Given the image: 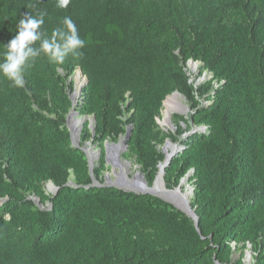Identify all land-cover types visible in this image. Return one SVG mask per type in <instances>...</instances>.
I'll return each instance as SVG.
<instances>
[{
    "label": "trees",
    "instance_id": "obj_1",
    "mask_svg": "<svg viewBox=\"0 0 264 264\" xmlns=\"http://www.w3.org/2000/svg\"><path fill=\"white\" fill-rule=\"evenodd\" d=\"M55 5L0 0V51L20 19L40 12L46 35L70 16L85 42L61 65L42 53L22 86L0 77V264H245L248 251L264 264V0ZM190 61L210 75L204 86L189 82ZM77 71L87 81L76 111L96 119L95 136L86 123L80 142L102 150L94 178L107 169L105 143L128 127L126 156L150 186L166 140H180L164 183L176 189L188 178L199 231L160 198L92 186L66 126ZM175 92L191 110L173 116L176 135L158 124Z\"/></svg>",
    "mask_w": 264,
    "mask_h": 264
},
{
    "label": "clouds",
    "instance_id": "obj_2",
    "mask_svg": "<svg viewBox=\"0 0 264 264\" xmlns=\"http://www.w3.org/2000/svg\"><path fill=\"white\" fill-rule=\"evenodd\" d=\"M70 0H56L58 9H67ZM45 12L38 16L25 15L16 24V35L0 51V77L11 82L12 86L23 85V74L30 63L42 53L53 65L63 64L70 56H79L84 40L70 16L63 18V26L55 28L51 35L41 29ZM39 46L36 47V42Z\"/></svg>",
    "mask_w": 264,
    "mask_h": 264
},
{
    "label": "rangeland",
    "instance_id": "obj_3",
    "mask_svg": "<svg viewBox=\"0 0 264 264\" xmlns=\"http://www.w3.org/2000/svg\"><path fill=\"white\" fill-rule=\"evenodd\" d=\"M193 66H196V68L193 67ZM187 67H188L187 68V72H188V76H189V82L194 87L199 88L200 86H204V84L210 79V75L208 73L201 72V64L200 63L191 64V65H188ZM77 76H79V80L82 83V85L85 84V81H86L85 77L83 76V74H81V71H77L75 73V75L71 79L68 80L69 83H73V91H71L70 95H73L74 93H77V84H78V81L76 80ZM180 96H181V100L183 101V103L189 108V112L186 115V117L189 118V116H190L189 114L191 112L189 104H188V102L186 101V99L182 95H180ZM79 101H80V99L78 98L77 103L75 102L76 107H77ZM199 101L202 102L203 105H206V103L204 102V100L202 98H200ZM174 115H175V113H173L171 115V117H170L171 125H169V119H168V117L166 115V106L165 105L163 106V109H162V112H161V116L158 118V124L161 127V129L167 134L176 135V133H177V127L175 126L174 120H173V116ZM82 118L83 117H81L79 114L76 115V117H75L76 120L82 119ZM86 123H89V125H90L89 121L85 122V124ZM85 124H84V126H85ZM111 143H113V142H108L107 146H110ZM116 143H119V141L116 142ZM172 143L178 147L179 151L182 150L180 140L178 142H172ZM89 147L90 148L92 147V150L88 151V159L91 160L92 165H93V167L95 169L97 167V165H98V162H99V159H100L101 155L97 159H93L92 160L89 153L90 152L91 153H98L101 149L96 147V146H93V144L90 145V143H86L84 145H81V142L79 143V148L82 149V150H86ZM162 148H161V150H162ZM106 149H107V147L105 146L104 147L105 152H106ZM107 154L110 156L109 152ZM126 155H127V149L125 151H122L119 154V159L121 160V162L130 163V167L127 168V174L129 176V178H134L135 175H137L138 173H140V175H142V172H141L140 168L136 165L135 161L133 159L127 158ZM164 157H165V155H164ZM110 158H112V157L110 156ZM121 162L119 164H115L113 161H111V159L109 161H107L106 162V168L107 169H106V171L103 174L101 182L100 181H98V182L100 184H103V185L104 184L115 185L116 189H118L120 191H124V192H127V193H134L132 191H129V190L125 189L121 184H114V183L111 182V181H117L118 180V177L116 176V174L117 173H121V169L119 167L121 165ZM183 184L184 185L182 187V191L184 193H190L189 194V202H190L191 199H192V196H193V193H192L193 187H192V185L189 184L188 180H186L185 183H183ZM45 189H46L47 194L52 195V193L49 191L50 190V184H47ZM177 189H179V188L171 189V190L168 189V190L169 191H175ZM171 205H173V204H171ZM173 206H175V205H173ZM250 255H251V251H248L246 259H245V264H251L252 263V255H251V259L248 260V257ZM237 257L238 256H236V258Z\"/></svg>",
    "mask_w": 264,
    "mask_h": 264
},
{
    "label": "bare ground",
    "instance_id": "obj_4",
    "mask_svg": "<svg viewBox=\"0 0 264 264\" xmlns=\"http://www.w3.org/2000/svg\"><path fill=\"white\" fill-rule=\"evenodd\" d=\"M196 68V66H193ZM194 68V69H195ZM82 74V73H81ZM76 80L78 81L77 84V93H76V99L75 102L77 103L78 97L77 94L82 86V83L79 80V76H77ZM166 106V115L169 119V125H171L170 122V117L173 113L179 112L184 114V117L189 112V108L183 103L181 100L180 95H174L169 97L165 104ZM76 113H73L72 118H71V126L74 128V130H77L80 128V126L85 122L84 118L76 120ZM187 118V117H186ZM183 124V123H182ZM67 126V125H66ZM186 128V126H185ZM178 130V128H177ZM178 150V147L176 145L168 146L167 147V155L170 156L171 153L175 152ZM102 151V150H101ZM110 156L112 157L114 154H117L116 150H109ZM91 159H95L94 154L90 152ZM163 165V163H162ZM121 169V173H117L116 176L118 177L117 181H111L114 184H121L125 189L129 191H134V192H151L154 195L160 197L161 199L175 205L179 209L188 210V204L189 202V194L190 193H184L182 191L183 185L175 190V191H169L164 184V177H163V172L160 171L158 178L156 182L154 183L153 186H150L146 184L140 177V173L135 175L134 178H129L127 174V168L130 167V163L127 162H121V165L119 166ZM162 170V167H161ZM185 183V182H184ZM50 192H53V187L50 186ZM248 260H250V257H248Z\"/></svg>",
    "mask_w": 264,
    "mask_h": 264
},
{
    "label": "water",
    "instance_id": "obj_5",
    "mask_svg": "<svg viewBox=\"0 0 264 264\" xmlns=\"http://www.w3.org/2000/svg\"><path fill=\"white\" fill-rule=\"evenodd\" d=\"M191 64H196V63L190 61V62L188 63V65H191ZM85 79H86V78H85ZM86 81H87V79H86ZM86 81H85V82H86ZM84 86H85L84 84L81 86V88H80V90H79V92H78V94H77V97H78L79 99H81V96H82V89H83ZM174 95H181V94L178 93V92H175V93L171 94L170 96H168V97L166 98V100H167L169 97L174 96ZM70 99H71V101H72V110H71L70 113L68 114L66 125H67V128H68L69 132H70V137H71V141H72V147L79 148V143H80V138H81V133H82L81 131H82V129L84 128V124H85V122H87V121L90 122L89 128L92 130L93 136H95V124H96V119H95L94 117L84 116L83 118H84L85 122L80 126V128H78L77 130H74V128L71 126V118H72L73 113L78 114V112L76 111V105H75L76 93H74L73 95H70ZM166 100L164 101L163 106H164ZM175 114H177V115H181V116H184V114L179 113V112H175ZM199 130L202 131V130H204V129L201 128V129H199ZM131 133H132V130H131L130 127H128L125 136H123V137L120 139L121 141L119 140V143H111L110 146H107V143H108V142L105 143V146L107 147L106 152H105V155H106V162L109 161L110 159H111V161H113L115 164H119V163L121 162V160L119 159V154H120L122 151H125V150L128 148V141H129L130 138H131ZM191 133H193V132H191ZM91 144H92V143H90V145H91ZM172 145H174V144L168 139V140H166V142H165V144H164V146H163V148H162V153L165 155V160H164V162H163V165L160 164L158 167H159V173H160V171L163 172V177H164V171H165V168L168 167V166L170 165L172 159H173L174 157H176V156L179 154V150H177V151L171 153L170 156L167 155V147H168V146H172ZM90 150H92V147H91V148L89 147V148H87L86 150H82V151L86 154L87 159H88V151H90ZM109 150H116V151H117V154H114V155L112 156V158H110V156L107 154V153L109 152ZM89 154H90V153H89ZM92 154H94L95 159H97V158L101 155V150H100L98 153H92ZM88 164H89L90 174H91V177H92V180H93V181H92V182H93V183H92V186H93V187H113V188H116L115 185H108V184H104V185H103V184H100V183L94 178V175H93L94 167H93V165H92L91 160H89V159H88ZM161 167H162V170H161ZM159 173H158V175H159ZM158 175H157V177H156V180H157V178H158ZM140 177H141V179H142L146 184H148V182L146 181V179H145V177H144L143 175H140ZM156 180H155V182H156ZM186 180H188V178L185 179V180H182L181 183H180V185L178 186V188H180ZM155 182H154V183H155ZM70 184H71V183H70ZM148 185H149V184H148ZM50 186L53 187V192H51L52 194H54L55 192H57L58 189L55 187V185H54L53 183H50ZM193 191H194V190H192V193H193ZM132 192H134V191H132ZM134 193H135V194H139V195H151V196H154V197L160 198V197L154 195V194L151 193V192H134ZM160 199H161V198H160ZM162 200H163V199H162ZM33 201H34L38 206H40V207L42 206V205L40 204V200H39V199L34 198ZM163 201H165V200H163ZM165 202H167V201H165ZM167 203H169V202H167ZM187 204H188V210H187V211L182 210V209H179V208L176 207V206H174V207H176L178 210H180L181 212H183L184 214H186L189 218H191V219L194 221L195 227L198 229L199 219H198V217L196 216L195 211L192 209L190 202H187ZM198 231H199V229H198ZM251 255H252V252H251ZM251 255L249 256L250 259H251ZM249 262H250V261H249Z\"/></svg>",
    "mask_w": 264,
    "mask_h": 264
}]
</instances>
